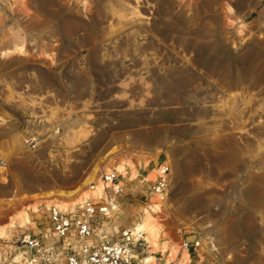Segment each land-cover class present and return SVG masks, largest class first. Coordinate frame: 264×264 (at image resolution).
I'll return each mask as SVG.
<instances>
[{"label":"rangeland","instance_id":"rangeland-1","mask_svg":"<svg viewBox=\"0 0 264 264\" xmlns=\"http://www.w3.org/2000/svg\"><path fill=\"white\" fill-rule=\"evenodd\" d=\"M83 1L0 0V264H24L25 236L58 257L39 202L77 193L115 155L156 160L120 176L95 241L122 240L152 195L139 179L167 163L166 249L198 241L189 264H264L259 0Z\"/></svg>","mask_w":264,"mask_h":264},{"label":"built area","instance_id":"built-area-1","mask_svg":"<svg viewBox=\"0 0 264 264\" xmlns=\"http://www.w3.org/2000/svg\"><path fill=\"white\" fill-rule=\"evenodd\" d=\"M258 8L262 31L264 32V0H259ZM0 166H4L2 161H0ZM168 172L166 167L162 176L152 183L151 194L161 197L166 194ZM119 180L120 176L116 173H107L102 176L103 183L110 186L106 188L109 201L86 203L83 208L69 214L51 210L49 223L52 234L63 242L58 257L47 250L38 239L25 236L22 243L28 251L23 258L24 264H144V259L137 260L134 257V250L127 231H122V240L119 243L95 241L97 236L96 221L116 213L120 205L124 185ZM111 187L115 189L110 190ZM70 236L73 238V245L71 243L65 244V239ZM199 244L198 241L183 242L187 252L192 246L197 250ZM170 264L181 263L173 261Z\"/></svg>","mask_w":264,"mask_h":264},{"label":"bare ground","instance_id":"bare-ground-1","mask_svg":"<svg viewBox=\"0 0 264 264\" xmlns=\"http://www.w3.org/2000/svg\"><path fill=\"white\" fill-rule=\"evenodd\" d=\"M82 9L87 10V1L81 3ZM261 26V23H260ZM262 28V26H261ZM12 52L19 53L20 48H15ZM156 160V156L152 158L147 156H137L133 159L120 155H115L108 160L99 170L98 173L91 176L83 187L78 192L72 194L56 193L47 197V199L40 201L46 210H55L60 213H75L78 207L83 208L86 203L109 201L107 198L106 188L110 187L108 184H104L102 176L107 173H116L122 178H128L131 180H138L140 177L139 170H146V168ZM169 167L167 163H164L157 168H154L149 173L139 179V184L153 182L165 171V168ZM143 172V171H142ZM103 174V175H102ZM102 175V176H101ZM167 174V180H168ZM115 188L111 187L110 190ZM166 194L164 196L151 195L145 208L142 209L141 215L137 221H135L128 229V236L132 244L142 242L145 247L146 256L144 258V264H154V255L159 253L165 255L167 263L173 261H179L181 264L191 263L190 256L187 250L184 248L183 241L182 246L177 248L166 249L165 242H163V225L160 224L163 219L160 218V214L166 211ZM41 205V206H42ZM34 206V204H33ZM31 209H34V207ZM38 206V205H37ZM42 206V207H43ZM35 212V209H34ZM159 217H158V216ZM18 225L22 226L28 224V217L25 212L19 216ZM186 229L183 233H188ZM1 234V233H0ZM69 238H72L71 236ZM67 238V239H69Z\"/></svg>","mask_w":264,"mask_h":264}]
</instances>
